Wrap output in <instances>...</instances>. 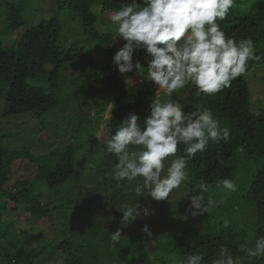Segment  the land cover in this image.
I'll list each match as a JSON object with an SVG mask.
<instances>
[{
    "label": "trees",
    "instance_id": "16d2710c",
    "mask_svg": "<svg viewBox=\"0 0 264 264\" xmlns=\"http://www.w3.org/2000/svg\"><path fill=\"white\" fill-rule=\"evenodd\" d=\"M121 2L122 0H62L58 5V10L61 12L66 11L68 15L81 17L85 33L89 34V38L96 45L93 49L97 50L98 57H94L96 61H91L84 69L89 68L87 72L89 92H100L109 98L105 100L107 106L111 107V113L108 118H105V123L110 136L130 113L140 116L138 124L143 127V120L148 114L151 100L159 98L161 92H165L149 79L147 74L149 58L143 51L134 54V60L140 59L144 65L142 75H138L135 70L122 75L112 63L114 54L123 46L124 41L112 32L100 33L98 25L102 21L109 22L110 14L119 10ZM96 3L101 6V20L98 14L92 11ZM248 8V15H244L239 14L232 7L227 17L218 23L226 37H231L236 41L251 39L254 42L255 53L260 60L248 61L246 72L233 80L229 87L214 95L197 96L196 89L192 85L173 92L171 96L167 95L168 99L178 101L186 113L196 111L197 105L207 107L213 117L219 121L221 128L227 127L230 130V135L226 141L221 140L219 143L210 141L206 151L198 152L188 161L186 171L189 176V191H186L187 196H184L185 201L183 202L188 208L185 213L176 217L169 212L165 218L168 216L170 218L165 222L161 219L160 222L154 220L164 210H157V207H152L149 216L144 215V218L142 209L144 204L135 198V193L124 191L116 197L115 193L104 188L102 184L104 182L93 186L82 178L81 171L84 166L87 164L95 169L96 160L86 155L87 152H82L83 155H81L83 148L81 142L83 141L80 136L74 137L77 130L65 133L64 140L57 136L51 146L42 145L41 155H35V150L32 148L36 145H26L25 139L21 137L25 130L21 125L24 123L18 124L23 129L20 130L14 127L17 123L9 125L13 128H8L7 125L13 122H4L5 119L14 120V118L31 115L42 124L47 118V113L59 103L54 89L58 83L60 68L69 62L82 63L84 58L89 56L83 48L75 44L61 45L60 35L63 29L61 15L55 12L52 17L44 20L40 25L27 30L21 36L15 49L0 47V261L5 258L10 260V264H64V261L57 257V252L61 250L70 253L72 261L80 260L81 245L85 243V240L77 244L69 237L60 241L71 231L66 229L65 224L60 222L57 224L58 222L56 223L51 215L56 213L62 205L75 203L76 210L72 214L74 221L70 225L73 234L84 230L82 235L92 244L96 243L97 228L92 232L89 227L86 229L77 227L79 225L77 213L81 214L83 207L86 215L89 211L92 214L94 208V211L102 208L100 195L105 194L109 200L107 205L111 206L112 200L118 198L119 204H114L115 206L123 207L126 204L140 206L141 215L127 226L121 224L120 218L111 220L106 217L103 223L110 231L106 232L110 237L112 232L122 228L121 239H125L129 234L128 239L133 238L142 246L144 252L154 257V264H168L166 258L171 255H178L185 259L188 255L197 252L203 255V264H212V261L219 256L222 245L229 249L237 264L254 263L246 261L244 256L247 254L239 248L240 244L247 240L245 233L238 234L233 225H227V227L220 225L215 231L213 230L214 224L212 227H201L199 218L193 221L189 199L191 195L198 194L196 185L199 182L204 181L212 186L225 171L240 162L241 156L263 157L262 165L251 176L250 187L245 192L244 198L253 206L255 212L256 228L253 242L258 237L264 236V102H260L259 109L255 111L251 101V81L264 83V0H253V4ZM12 10L15 12V9ZM24 24L25 19L21 16L15 13L9 15L10 30L15 31ZM257 68L263 72L260 73ZM45 75L49 83V92L45 87L36 85L38 78ZM125 76L131 80L126 82ZM250 76L253 78L249 81ZM98 113L103 114L100 111ZM104 117H106V112ZM91 140H97L96 134ZM183 147V145H178V155L183 153ZM113 156L112 153L101 152V162L103 158ZM28 163H35L38 170L36 176L30 180L28 178L30 175H25L23 172L24 165ZM103 171L108 172L106 169ZM38 176L42 178L48 190L58 196V199H52L54 195H50L51 200L48 201L43 198L46 195L41 196L35 191L36 188L30 181H35ZM91 177L90 180L93 181L94 176ZM72 182H78V188L85 190L87 198L76 199L71 194L64 200L60 197V191L67 189ZM204 195L207 199V193ZM91 196H93L92 203L89 201ZM9 203L14 205L9 207ZM21 204L29 213L30 218L27 220L34 225L43 219L49 217L52 219L48 227L41 228L46 232L40 229L34 232L33 239H38V245L33 253L27 252L19 245L25 231L20 232L19 238L15 239L17 242L5 238L8 229L13 226L14 222L19 221L15 216L17 206ZM96 204L100 205V208L95 207ZM112 213L114 214L113 211ZM145 224L152 233L150 237L142 231ZM203 230H209V232L202 233ZM45 241L47 244H44ZM28 242L30 243L29 240ZM65 245L68 247L64 248ZM110 245L113 247L112 243ZM49 247L52 251L48 250ZM106 248H109L107 244ZM99 257L97 254L94 258H83V264H104L102 260L98 261ZM247 257L249 259L251 256L247 255ZM261 258L263 259L264 256ZM260 263L264 264V261Z\"/></svg>",
    "mask_w": 264,
    "mask_h": 264
},
{
    "label": "clouds",
    "instance_id": "9594fccd",
    "mask_svg": "<svg viewBox=\"0 0 264 264\" xmlns=\"http://www.w3.org/2000/svg\"><path fill=\"white\" fill-rule=\"evenodd\" d=\"M233 5L234 0H122L119 10L109 17L116 37L124 41L112 63L122 75L133 70L142 75L144 65L140 59L134 60V54L143 51L149 58V79L169 96L189 85L195 87L197 96L214 95L244 74L248 61L260 60L251 39L236 41L226 37L220 28L218 21L227 17ZM125 79L131 80L127 76ZM139 120V115L130 113L107 140V151L117 160L109 175L117 183H126L137 196L146 194L157 202L168 200L173 190L189 181L186 171L189 160L206 151L210 141H226L230 135V130L221 128L207 107L197 105L196 111L186 113L171 98L163 101L153 98L143 127ZM96 138L102 141L100 132ZM178 145L184 146L179 155ZM215 187L228 192L237 190L227 177L218 178ZM196 189L198 194L190 197L193 217L209 214L222 203L211 196L205 199L204 194L213 190L210 184L201 181ZM116 207L122 213L123 226L141 215L140 206ZM144 214L147 215V210ZM229 223L225 221L226 226ZM142 231L149 237L152 235L147 224ZM122 234V228L111 233L113 246ZM239 248L251 257L264 256V236L254 242L245 241ZM203 262L199 252L185 259L169 257V264ZM212 264H237V261L222 245Z\"/></svg>",
    "mask_w": 264,
    "mask_h": 264
},
{
    "label": "rangeland",
    "instance_id": "374dc122",
    "mask_svg": "<svg viewBox=\"0 0 264 264\" xmlns=\"http://www.w3.org/2000/svg\"><path fill=\"white\" fill-rule=\"evenodd\" d=\"M60 1L62 0H0L1 48L6 47V49L10 50L15 49L21 36L27 30L40 25L44 20L52 17L53 13L57 12L59 15H61L60 17H62L61 24L63 29L60 35L61 45L69 46L72 43L73 45L75 44L76 46L83 48V50L89 54V56L84 58L82 63L69 62L60 68L58 83L54 89L55 97L59 103L57 104V107L52 108L47 113V118L42 124L31 115L23 118H14V120L5 119L4 122H13L12 124L7 125L8 128H13L10 126L17 123L14 125V127L16 129L19 128L20 130L23 129L19 127L18 124L22 122L24 123V125H21L25 129L23 130L21 137L25 139L26 145H36V147L32 148L35 150V155H41V149L43 146L48 144L51 146V143L55 141L57 136H60L61 139L64 140L65 138L63 136L66 135L65 133H72L74 130H77L78 135L75 134L74 137L80 136L82 138L81 140L83 141L81 142V144H83L81 155H83L82 152H87L86 155L92 156L96 160L95 169L87 166V164L84 166V169L81 171L82 178L87 180L88 183H91L93 186L99 182H104L102 183L104 188L106 187L107 191L110 190L115 193L116 197H118L124 191L135 193L134 190H131L126 183H117L109 175L111 173L109 171H112L111 169L114 168V165L117 162L115 156L111 158H103V162H101L100 153H110L107 151V140L110 138V135L106 127L105 118L109 117L111 113V107L110 105L107 106V102L105 100L106 98L109 99L107 95L100 92H89L90 88L87 77L89 68L87 67L84 69L85 66L90 64L91 61H96V59L93 58L98 57V52L95 48L93 49V47L96 46L94 41L89 38V34L85 33L83 20L81 17L78 15H68L66 11L61 12L58 10ZM252 4L253 0H234L233 8L238 11L239 14L241 13L248 15V7ZM12 9H15V12ZM100 10L101 6L97 3L92 7V11L97 13L101 20L102 14L100 13ZM11 13H15L16 15L25 19V24L15 31L9 29V15ZM98 28L100 33L112 32L116 35L115 28L111 26L110 21L106 23L104 21L100 22ZM90 52L93 54V56ZM260 68H257V71L262 73L263 70H260ZM252 78L253 77L250 76L248 78L249 81ZM46 80L47 75L40 76L36 85L45 87L49 92V83H47ZM251 90L252 106H254V110L257 111L259 109L260 102H264V83H258L252 80ZM167 95L168 93L166 91L161 92L159 99L162 101L167 100ZM99 111L103 112V114L100 115L98 113ZM105 112L106 117H104ZM97 132L101 133L102 141L100 142L98 140H91L93 139L94 134ZM241 157L242 159L237 165L225 171L220 177L232 179L237 186V190L235 192L221 191L216 189L214 183L212 185L213 190L207 193L206 198L211 196L217 201H222V203H218V205L212 209L209 214L205 213L199 217H193V221L199 218V224H201V227H212L214 224L213 230L215 231L220 225L227 227L225 225V221L227 220L230 222L228 225H233L235 227V232L238 234H241L242 232L245 233V235H247L246 241L253 242L256 228L255 212L253 206L246 202L244 195L250 187L251 176L255 174L258 168L262 165L263 157L256 155H243ZM103 169H106L108 172L105 173ZM23 172L25 175H30L28 176L29 180L32 177H35L38 172L36 164H25ZM92 175L94 176L93 181L90 180ZM30 182L34 185V188H36L35 191L39 195H46L43 196V198L47 199L48 201L51 200L49 196L54 194L48 190L47 186L42 181V178H39L38 176L35 181ZM68 186L69 189L67 188L60 191V197L63 200L65 197L70 196V194L76 197V199L86 197L85 190L78 188V182H72ZM111 186L112 188H110ZM188 187L189 181L181 185L179 189L173 190L172 193L174 195L170 193L169 199L165 201L157 202L152 200L150 197H147L146 194L144 196H137L135 194V198H137L140 203L142 202L144 204L142 209L147 210V215L143 214V216H149V212L152 207H157V210L164 209L163 213H161V215L154 220L156 222H160L161 219L162 222H165V220L170 218L169 216L165 218L169 212H172L174 217L186 212L188 207L186 204H183V202L185 201L184 196H187L186 191H189ZM100 196L102 208H100V205L96 204L95 207L100 209L94 211V208L92 214L88 209L89 212L88 215H86V212L83 211L85 209L82 205V213H77V221H79L77 223L79 225L82 224L81 226L77 225V227H81L82 229L89 227L92 232H94V229L97 228L98 238L95 237L96 243L94 242L92 244L88 239H86L84 235H82L84 230L82 232L76 231V233H78L73 234L70 225L72 221H74L72 214L76 210L75 203L62 205V207L58 208L56 213L51 215L53 220H55L56 223L58 222L57 224H59V222L61 224H65L66 229L71 231L70 234H66L65 237L60 239V241L67 239L68 237L76 241V244L81 240H85V243L81 245L80 254L83 255V257H81L80 260L74 259V263L70 253L64 252V250L57 252V257H60L59 259L64 261V264H83L84 257L86 259H90L94 258V256L97 254L100 256L98 261L102 260L104 264H154V257L150 253L148 254L144 252V250H142V246L139 243H136L133 238L128 239L129 234L125 237V239H121V242H118L115 246L111 247L110 243H112V241L110 236L106 233L110 231L105 227L103 219L106 217H109L111 220L114 218H122V214H120L121 212L114 205L119 204V200L118 198L112 200V205L110 206L107 205L109 202L107 196L105 194ZM55 198L58 199V196L54 195L52 199ZM89 198V201L91 202L93 200V196ZM13 205V203H9V207ZM187 217L189 218L190 216L188 215ZM15 218H17L19 221L14 222L13 226L8 229L5 238L9 240H15L19 238L20 232L25 231L26 233L23 235L22 242L19 243V245L26 249L27 252L33 253L34 250H36V246L38 245V239H33L34 232H36L38 229H40V231L46 232L41 228L48 227L50 222H52V219L49 217L41 220L40 222H36V225H34L29 220H27L30 218L29 213L24 210V206L22 204L17 206ZM33 228H35L34 231ZM15 230L18 231L16 232ZM207 232H209V230L202 231V233ZM15 241L17 242V240ZM44 244H47V242L45 241ZM106 244L110 249L108 250L109 253L105 254ZM40 247L42 246L40 245ZM67 247L68 246L65 245L64 248ZM48 250H51V248L49 247ZM173 256L177 259H182L178 255H171L169 257ZM169 257L166 258L168 260V264ZM244 259L249 263L254 262L253 264H262L260 261H264V258L262 259L261 257H250L248 259L247 255L244 256ZM1 263L10 264V260L3 258L2 261H0V264Z\"/></svg>",
    "mask_w": 264,
    "mask_h": 264
}]
</instances>
